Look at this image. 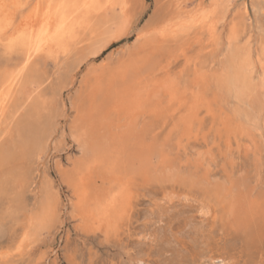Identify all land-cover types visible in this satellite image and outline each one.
I'll return each instance as SVG.
<instances>
[{
    "label": "rangeland",
    "instance_id": "1",
    "mask_svg": "<svg viewBox=\"0 0 264 264\" xmlns=\"http://www.w3.org/2000/svg\"><path fill=\"white\" fill-rule=\"evenodd\" d=\"M36 1L7 0L6 8L14 12V27L34 10ZM122 1L115 10L128 13L125 15L129 17L130 33L113 39L98 56L78 66L80 50L90 41V28L78 35L67 52L38 54L21 76L20 87L14 90L9 103L0 108V264H209L208 257L220 264H264V0H256V8L252 0H231V4L228 0ZM214 1L218 3L215 15L209 9ZM198 6L204 8L198 11ZM203 10L208 14L206 21L186 27ZM147 19L146 29L156 38L140 45L143 41L137 42L135 34ZM233 27L237 29L236 36L231 34ZM24 53L22 47L9 48L6 41H0V79L25 64ZM245 58L252 63L254 80L246 93H236L231 80L242 71ZM131 74L135 76L130 77ZM129 77L135 83L128 82ZM137 82L143 83L146 95H157L150 96L144 106L135 110L136 118L131 117L129 109L135 108L136 103L117 106L115 94L131 89L127 93L132 96ZM35 103L39 104L37 112L28 113ZM27 114L37 120L47 114V121H42L39 139L28 142L25 149L20 141L25 135L22 122ZM83 128L97 146L96 155L92 153L94 149L83 152L77 148L80 145L74 134ZM131 137H135L134 141ZM141 148L152 154L148 156L152 157V166L164 168L170 164L168 167L173 165L176 171L183 172V178L192 177L196 186L189 188L195 197L201 198L206 187L227 184L233 186L234 194L245 195L250 203L245 201L244 210L240 208L234 217L225 218L227 215L219 212L221 215L216 218L202 219L195 207L198 200L177 198L166 203L162 183L152 175H138L130 205L118 217L115 229L105 222L98 225L92 217L84 218L74 211L79 201L75 184L81 180L80 175L87 178L92 190H104L122 170L120 165L123 168L131 162L132 155ZM158 163L162 164L157 166ZM197 173L201 175L198 179ZM232 181L237 184L235 187ZM261 201L263 205L259 204ZM47 203L51 221L44 228H37L32 224ZM251 203L257 208L248 209Z\"/></svg>",
    "mask_w": 264,
    "mask_h": 264
},
{
    "label": "bare ground",
    "instance_id": "2",
    "mask_svg": "<svg viewBox=\"0 0 264 264\" xmlns=\"http://www.w3.org/2000/svg\"><path fill=\"white\" fill-rule=\"evenodd\" d=\"M18 1V0H17ZM20 1V0H19ZM25 0H23L24 2ZM28 1V0H27ZM229 3L231 4V0H228ZM7 0H0V41H6V47H14V46H20L24 49L25 53H24V59H25V64L20 66L18 71L15 72V70H11L7 75H5L4 77H2L0 79V108L4 107L7 102L12 98L13 94H15L14 90H17V86L19 85L20 87V79L21 76L24 74V71L27 69V67L32 63L33 59L40 53L45 52V53H52L55 51H63V52H67L70 48V45L72 42H74V40H77L78 35L80 33H82L84 30L86 29H91V36H90V41L89 43L85 46V48H81L82 50H80V56L77 59V66L80 65L82 62H84L87 59L90 58H94L96 56H98L103 49L108 45V43L110 41H112L113 39L116 38H121L123 36H126L128 33H130V31L127 29V27L129 28V26L127 25L129 23V17L126 16L127 14L125 13V11H123L122 13L119 14V12H116L115 10V6L118 5L119 3H123V1L121 2V0H37L36 1V5L34 6V10L26 16H24V20L20 23L19 26L14 27L13 26V18H14V12L13 11H9V9H7ZM19 3V2H18ZM118 3V4H117ZM233 3V1H232ZM16 4V3H15ZM218 3H216V1H214V3L211 4V8L210 12L215 15L216 11H217V6ZM15 6V5H14ZM204 6V5H203ZM232 6V5H230ZM252 6L254 8H256L257 6V2L256 0H252ZM7 7V8H6ZM199 7V6H198ZM205 7V6H204ZM203 7V8H204ZM33 8V7H32ZM31 8V9H32ZM202 6L199 7L197 10L201 11ZM247 8V7H246ZM207 8L205 7V10ZM8 10V11H6ZM13 10V9H12ZM229 10V9H228ZM182 11V10H181ZM227 11V10H226ZM26 12V11H25ZM29 12V11H27ZM193 12V11H192ZM206 11L203 10V12L198 15L195 19L193 17L191 24H189L188 28L192 27V25L195 22H199V23H204L208 17V14H205ZM186 13V12H185ZM204 13V14H203ZM210 13V14H211ZM126 14V15H125ZM247 14V13H246ZM192 15V14H191ZM221 16V15H220ZM227 16V15H226ZM225 16V17H226ZM131 18V17H130ZM190 18V17H189ZM210 18V16H209ZM220 18V17H219ZM223 19V18H222ZM221 19V20H222ZM132 20V18H131ZM130 20V21H131ZM224 20V19H223ZM184 21V20H183ZM208 21V20H207ZM232 21V20H231ZM239 21V20H238ZM225 22V21H223ZM149 19L146 20V22L143 23L142 26H140L137 30V33L135 34V40L138 42L140 40H142V44L140 45H145V43H150V41L153 39H155L153 36H151V34L148 33L146 27L149 26ZM183 23V22H181ZM217 23V22H216ZM130 24V23H129ZM208 24V23H207ZM225 24V23H223ZM238 24V23H237ZM167 25V24H166ZM183 25V24H182ZM181 26V24H180ZM179 26V27H180ZM211 26H213V29H216L214 24H212ZM233 26V25H232ZM239 26V25H238ZM165 27V26H164ZM177 27V26H176ZM204 27V26H203ZM211 28V29H212ZM231 28V25H230ZM90 29L88 31H90ZM131 29V28H130ZM178 29V27L176 28ZM209 29V28H208ZM181 30V29H180ZM210 31V30H209ZM87 32V31H86ZM165 32V31H163ZM216 32V31H215ZM218 32V31H217ZM162 33V32H161ZM198 33V32H197ZM230 34V32H228ZM237 33V29L235 27L232 28V35L236 36ZM80 36V35H79ZM229 36V35H228ZM242 36V35H241ZM232 37V36H230ZM243 38V37H242ZM250 39V36L248 37ZM83 39V37H82ZM235 39V38H234ZM85 40V39H84ZM120 40V39H119ZM238 40V39H237ZM79 41V39H78ZM249 41V40H248ZM229 42V41H228ZM232 43V38L231 41ZM229 42V45H230ZM241 42V41H240ZM252 42V41H251ZM83 43V42H82ZM247 43V42H246ZM264 42H262L263 44ZM248 44V43H247ZM252 44V43H250ZM2 45V44H1ZM4 45V44H3ZM74 45V43H73ZM197 45V44H196ZM78 46V45H77ZM134 46V44H133ZM158 46V45H157ZM233 46V45H232ZM251 46V45H250ZM73 47V46H72ZM75 47V46H74ZM136 47V46H135ZM142 47V46H141ZM231 47V46H230ZM77 48V47H75ZM133 48V47H132ZM234 48V47H232ZM253 48V47H252ZM7 49V48H6ZM79 49V48H78ZM136 49V48H135ZM8 50V49H7ZM73 50V49H72ZM134 50V48H133ZM5 51V50H4ZM9 51V50H8ZM14 51V50H13ZM76 51V50H75ZM130 51V50H129ZM164 51V50H163ZM248 51V50H247ZM138 52V51H136ZM142 52V51H141ZM11 53V52H10ZM9 53V54H10ZM56 53V52H55ZM78 53V52H77ZM129 53V52H128ZM132 53V52H131ZM237 53V52H236ZM57 54V53H56ZM76 54V53H75ZM134 54V53H133ZM143 54V53H141ZM151 54V53H150ZM166 54V53H164ZM242 54H247V53H242ZM47 55V54H45ZM51 54H49L50 56ZM132 55V54H130ZM239 55V54H238ZM262 55V56H261ZM261 59H263V64H262V68L264 70V44L262 45V50H261ZM76 56V55H74ZM240 56V55H239ZM245 56V55H244ZM248 56V55H246ZM259 56V55H258ZM259 56V57H260ZM78 57V56H77ZM127 57V56H126ZM134 57V55H133ZM137 57V56H136ZM135 57V58H136ZM173 57V56H172ZM123 58V57H122ZM130 57L128 56L127 59H129ZM235 58V57H234ZM247 58V57H246ZM246 58H245V62H243V69L242 71L239 73L238 72V76H235V78L231 80V86L234 89V91L236 93H246L252 84V81L254 80V75L253 72L251 71V62H246ZM133 59V58H132ZM142 59V58H139ZM221 59V58H220ZM243 59V58H242ZM250 59V57L248 58V60ZM131 60V58H130ZM244 60V59H243ZM93 61V60H92ZM125 61V60H124ZM123 61V62H124ZM137 61V60H136ZM159 61V60H158ZM171 61V60H170ZM222 61V60H221ZM72 62V61H71ZM75 62V60H74ZM90 62V61H89ZM129 62V61H128ZM127 62V63H128ZM152 62V61H151ZM223 62V61H222ZM126 63V61H125ZM126 63V64H127ZM134 63V62H133ZM138 64V62H136ZM67 64V63H66ZM91 64V63H90ZM122 65H124L121 62ZM255 64V63H253ZM36 65V64H35ZM76 65V63L73 64V66ZM132 65V64H131ZM140 65V64H139ZM229 65V64H228ZM238 65H240V63H238ZM236 65V66H238ZM257 65V64H256ZM255 65V66H256ZM261 65V64H260ZM83 66V65H82ZM115 66V65H114ZM120 65H118L117 68H119ZM149 66V65H147ZM36 67V66H35ZM112 67V66H111ZM123 67V66H121ZM126 67V66H125ZM128 67V66H127ZM132 67V66H130ZM207 67V66H206ZM241 67V66H240ZM69 68V65H68ZM67 68V70H68ZM90 68V67H89ZM136 68V67H135ZM134 68V69H135ZM141 68V66H140ZM38 69V68H37ZM73 69V67H72ZM103 69V68H102ZM120 69V68H119ZM142 69V68H141ZM147 69V68H146ZM180 69V68H179ZM241 69V68H240ZM70 70V69H69ZM97 70V69H96ZM111 70V69H110ZM127 70V69H126ZM125 70V71H126ZM129 70V69H128ZM137 70V69H136ZM136 70H134V72H136ZM177 70V69H176ZM124 71V72H125ZM130 71V70H129ZM141 71V70H140ZM144 71V70H143ZM159 71V70H158ZM251 71V72H249ZM39 72V71H38ZM68 72V71H67ZM90 72V71H89ZM96 72V71H95ZM102 72V71H101ZM116 72V71H115ZM118 72V71H117ZM138 72V71H137ZM185 72V71H184ZM236 72V71H235ZM34 73V72H32ZM93 73V72H91ZM99 73V72H98ZM111 73V72H110ZM169 73V72H168ZM252 73V74H251ZM261 73V72H260ZM45 74V73H44ZM122 74V73H121ZM136 74V73H135ZM139 74V73H138ZM154 74V72H153ZM183 74V73H182ZM262 74V73H261ZM37 75V74H36ZM67 75V74H66ZM90 75V74H88ZM92 75V74H91ZM95 75V74H94ZM98 77L100 76L99 74H97ZM142 75V74H141ZM143 75H145L143 73ZM142 75V76H143ZM147 75V74H146ZM155 75V74H154ZM172 75V74H171ZM233 75V74H232ZM235 75V74H234ZM237 75V74H236ZM250 75V76H249ZM63 76V75H62ZM114 76V75H113ZM112 76V77H113ZM128 76V74L126 75ZM130 77L132 76L129 75ZM135 75H133L132 77H134ZM148 76V75H147ZM187 76V75H186ZM259 76V74H258ZM257 76V77H258ZM264 76V73H263ZM94 77V76H91ZM96 77V76H95ZM94 77V78H95ZM101 77V76H100ZM108 77V76H107ZM110 77V76H109ZM130 77L128 78V82L130 80ZM155 77V76H154ZM176 77V76H175ZM233 77V76H232ZM262 77V76H261ZM66 78V77H65ZM74 78V77H73ZM145 78V77H144ZM143 78V79H144ZM172 78V77H171ZM256 78V77H255ZM263 78V77H262ZM261 78V79H262ZM36 79V78H35ZM106 79V78H105ZM120 79V77H119ZM123 79V78H122ZM140 79V78H139ZM168 79V78H167ZM62 80V79H61ZM70 80V78H69ZM95 80V79H93ZM96 80H100V79H96ZM95 80V81H96ZM109 80V79H108ZM141 80V79H140ZM42 81V79H41ZM44 81V80H43ZM42 81V82H43ZM88 81V80H87ZM102 81V80H101ZM114 81V80H113ZM113 81L110 82L111 86L113 85ZM125 81L126 78H125ZM124 81V82H125ZM134 81L135 83V79H131L130 82ZM144 81V80H141ZM147 81V80H146ZM157 81V80H156ZM262 81V80H261ZM264 81V80H263ZM39 82V81H38ZM92 82V81H91ZM94 82V81H93ZM92 82V83H93ZM100 82V81H99ZM109 82V81H108ZM119 82V81H118ZM150 82V81H149ZM155 82V80H154ZM172 82V81H171ZM91 83V84H92ZM95 83V82H94ZM115 83V82H114ZM117 83V82H116ZM137 91L130 96V90L125 91V93H118L115 94L116 95V102L118 105L120 106L124 103L127 102H134L135 104V108H130L131 110L130 114L132 115L131 117H136L138 115V110L139 108L142 107V105L144 106V103L148 100V98L152 95L156 96L157 93H151L152 95H146V89L143 86V83L137 82ZM147 83V82H146ZM156 83V82H155ZM38 84H41L40 82ZM96 84V83H95ZM109 84V83H108ZM132 84V83H131ZM157 84V83H156ZM177 84V83H176ZM99 85V83H98ZM107 85V84H106ZM119 85V84H118ZM124 85V84H122ZM127 82H126V86H127ZM133 85V84H132ZM164 85V84H163ZM97 87V85H95ZM102 86V85H101ZM117 86V85H116ZM121 86V85H120ZM131 86V85H130ZM161 86V85H160ZM165 86H167L165 84ZM18 87V88H19ZM26 87V86H25ZM39 87V86H38ZM104 87V86H103ZM102 87V88H103ZM114 87V86H113ZM112 87V90H114ZM118 87V86H117ZM148 87V85H147ZM157 87V86H156ZM153 86V88H156ZM40 88V87H39ZM95 88V87H94ZM101 88V87H100ZM110 88V86L108 87V89ZM116 88V87H115ZM128 88V87H127ZM125 88V89H127ZM152 88V90H153ZM163 88V86H162ZM262 88V87H261ZM37 89V88H36ZM99 89V87H98ZM119 89V88H118ZM164 89V88H163ZM102 91V89H100ZM105 90V88H104ZM103 90V91H104ZM117 90V89H116ZM115 90V91H116ZM121 90V88H120ZM135 90V88H134ZM160 90V89H159ZM175 90V89H174ZM262 90V89H261ZM94 91V90H93ZM92 91V92H93ZM97 91V90H96ZM106 91V90H105ZM104 91V92H105ZM151 91V90H150ZM32 92V91H31ZM108 92V91H107ZM111 92V91H110ZM109 92V93H110ZM113 92V91H112ZM159 92V91H158ZM250 92V91H249ZM37 93V92H36ZM103 93V92H102ZM177 93V92H176ZM22 94V93H20ZM79 94V93H78ZM81 94V92H80ZM87 94V93H85ZM113 94V93H112ZM120 94V96H119ZM99 95V94H98ZM111 95V94H110ZM159 95V94H158ZM250 95V94H249ZM18 96V95H16ZM28 96V95H27ZM112 96V95H111ZM161 96V95H160ZM196 96V95H195ZM113 97V96H112ZM252 97V96H251ZM251 97H249L251 99ZM254 97V96H253ZM31 98V97H30ZM37 98V97H36ZM39 98V97H38ZM157 98V97H155ZM248 98V97H247ZM248 98V99H249ZM154 99V98H153ZM257 99V98H256ZM51 100V99H50ZM41 101V100H40ZM49 102V100H47ZM9 103V102H8ZM89 103V102H88ZM133 103V104H134ZM147 103V102H146ZM150 105V103H148ZM174 104V103H173ZM259 104V103H258ZM4 105V106H3ZM38 105L39 104H34L33 107L31 108L28 113L32 112L33 110H37L38 109ZM43 105V104H42ZM41 105V106H42ZM47 105V104H46ZM129 105V104H128ZM147 105V104H146ZM27 106V105H26ZM50 107H52L51 105H49ZM45 107V106H44ZM47 107V106H46ZM191 107V106H190ZM18 108V107H17ZM43 108V107H42ZM88 108V107H87ZM101 108V107H100ZM246 108V107H245ZM9 109V108H8ZM24 109V108H23ZM45 109V108H44ZM48 109V107H47ZM77 109V108H76ZM145 109V107H144ZM166 109V108H165ZM168 109V108H167ZM253 109V108H251ZM259 109V108H257ZM56 110V109H55ZM53 110V111H55ZM124 110V108H123ZM25 111V110H24ZM78 111V110H77ZM96 111V110H95ZM129 111V110H128ZM253 111V110H252ZM255 111V110H254ZM37 112V111H36ZM89 112V111H87ZM91 112V111H90ZM133 112V114H132ZM46 113V112H45ZM56 113V112H55ZM245 113V112H244ZM249 113V112H246ZM245 113V114H246ZM1 114V113H0ZM89 114V113H87ZM85 113V116L87 115ZM92 114V113H90ZM123 114V112H122ZM140 114V113H139ZM174 114V113H173ZM256 112H254V116H255ZM12 115V114H11ZM28 115V116H27ZM26 119L22 122L23 126H26L24 132V137H23V141L22 142V146L23 148L28 145L30 143H34L36 140L39 139V131H41V127L42 126V121L46 120L45 117L47 116V114L44 115V117L40 120H37L35 118L32 117V115L27 114ZM250 115H252L250 113ZM36 116V115H35ZM55 116V115H54ZM58 116V115H57ZM83 116V115H82ZM88 116V115H87ZM142 116V115H141ZM249 116V115H248ZM257 116V115H256ZM260 116V115H259ZM258 116V117H259ZM262 116L264 117V115L262 114ZM250 117V116H249ZM55 118V117H54ZM53 118V119H54ZM81 118V117H79ZM128 118V117H125ZM139 118V117H138ZM82 119V118H81ZM90 119V118H89ZM133 119V118H131ZM255 119V118H254ZM52 120V119H51ZM56 120V118H55ZM86 120H88L86 118ZM103 120V119H102ZM135 120V119H134ZM165 120V119H164ZM167 120V119H166ZM248 120V119H247ZM259 120V119H258ZM47 121V120H46ZM45 121V124H46ZM83 121V120H82ZM91 121V120H90ZM148 121V120H147ZM253 121V120H252ZM261 121V120H260ZM54 122V121H53ZM76 122V121H74ZM86 122V121H85ZM84 122V123H85ZM134 122V121H133ZM132 122V123H133ZM165 122V121H164ZM256 122L258 123V121L256 120ZM264 122V120H263ZM73 123V122H72ZM92 123V122H91ZM108 123V121H107ZM17 124V123H16ZM52 124V123H51ZM76 123H74L75 125ZM83 124V122H82ZM81 124V125H82ZM135 124V123H134ZM139 124V123H138ZM260 124V123H259ZM261 124H263L261 122ZM71 125V124H70ZM78 125H80V122L78 123ZM92 125V124H91ZM126 125V124H125ZM127 125H131L127 124ZM255 125V124H254ZM264 125V124H263ZM77 126V125H76ZM86 125H83V127ZM158 126V125H157ZM164 126V125H163ZM51 127V126H49ZM78 127V126H77ZM76 127V128H77ZM89 127V126H88ZM87 127V128H88ZM91 127V126H90ZM123 127V126H122ZM138 127V126H137ZM146 127V126H145ZM159 127V126H158ZM257 128V126H255ZM75 127H72V129ZM86 128V129H87ZM136 128V127H135ZM71 129V130H72ZM145 129V128H144ZM151 129V128H150ZM155 129V128H154ZM157 129V128H156ZM56 130V129H55ZM82 130V128L80 129ZM85 129L83 128L82 132H75L76 134H74V138L77 139V141L79 142L80 147H77L78 149L81 148L80 150H82L83 152H87V150L89 151V149H94L92 151L93 155L97 154L98 150H95V143L90 142V136H88L87 131H84ZM89 130V129H88ZM136 130V129H135ZM264 130V129H263ZM158 131V130H156ZM55 132V131H54ZM129 132V131H128ZM169 132V131H168ZM127 133V132H126ZM154 133V132H153ZM18 134V133H16ZM41 134V133H40ZM109 134V133H108ZM117 134V133H116ZM170 134V133H169ZM1 135V134H0ZM3 135V134H2ZM53 136V134H50ZM73 135V134H72ZM120 135V134H119ZM122 135V134H121ZM128 135V134H127ZM164 135V134H163ZM162 135V136H163ZM70 136V135H69ZM136 137V136H135ZM135 137H131L135 138ZM3 138V137H2ZM1 138V139H2ZM115 138V137H114ZM139 138V137H138ZM61 139V138H60ZM165 139V138H164ZM163 139V140H164ZM229 139V138H228ZM75 140V139H74ZM122 140V139H121ZM133 140V139H132ZM158 140V139H157ZM117 141V140H116ZM114 141V142H116ZM134 141V140H133ZM143 141V139H142ZM49 142V140H48ZM156 142V141H155ZM13 143V142H12ZM75 143V141H74ZM135 143V142H134ZM132 143V144H134ZM138 143V142H136ZM48 144V143H47ZM116 144V143H115ZM162 144V143H161ZM77 145V144H76ZM128 145V144H127ZM148 145V144H147ZM173 145V144H172ZM177 145V144H176ZM14 146V145H13ZM34 146V145H33ZM132 146V145H130ZM154 146V145H153ZM178 146V145H177ZM4 147V146H3ZM16 147V146H15ZM138 147V146H137ZM148 147V146H147ZM212 147V146H211ZM6 148V147H5ZM19 148V147H18ZM128 148V147H127ZM172 148V147H171ZM5 150V149H4ZM9 150V149H8ZM125 150V149H124ZM195 150V149H194ZM6 151V150H5ZM47 151V150H46ZM61 151V150H60ZM198 151V150H197ZM9 152H11L9 150ZM157 152V151H156ZM1 153V151H0ZM4 152H2L3 154ZM12 153V152H11ZM119 153V152H118ZM8 158L10 159V153H8ZM13 154V153H12ZM128 154V153H127ZM150 151L145 149V148H141L138 150V152L136 153V155H132L131 157V162L129 163H124L125 166L123 168H121V165L119 167V169H122L117 175H115L113 177V184L110 187L104 188V190H92L93 188H91V184L86 180L87 178H85L84 176H81V180L76 183L75 185L77 187H75V192L76 194L79 196V201L75 203V207H74V211L78 212L79 215H81L84 218H91L94 219L98 225L102 224L103 222L106 223L107 227H111L113 225V229L115 224L117 223V219L120 215H122V213L126 212L128 206L130 205L131 202V196H132V190L134 187V184L136 183V178L138 175H140L141 177L144 178H149L151 175L152 177H154L158 182L162 183V196L165 200L166 203H171L173 202L175 199H184L185 201L190 200L191 198H195L196 200H198L197 205H195L197 212L199 213L200 217L202 219H210V218H216L217 215H219V212L224 213L225 215H227L225 218L232 216L234 217L235 213L238 212V210L242 207H246V205L244 206L245 203V198L246 196H238L237 194H234L232 188L230 187V185H227V187L225 186H219L215 185L213 187L207 188L205 189V192L203 193L201 198H197V196L195 197L194 192L192 191V189H190L189 187H194L195 189V180L189 176L188 179H186L187 177H182L183 172H179L180 169H177L179 171H176L175 168L171 167H164V168H156L154 166H152V157H148L151 156L150 155ZM156 154V153H155ZM7 155V154H6ZM4 155V157L6 156ZM117 155V154H116ZM115 155V156H116ZM159 155V153H158ZM200 155V154H199ZM86 156V155H85ZM171 156V155H170ZM118 157V155H117ZM159 156L155 155V158H157ZM163 157V156H162ZM178 157V156H177ZM7 159V157H5ZM154 158V157H153ZM173 158V157H172ZM198 158V157H197ZM168 159V158H167ZM181 159V158H180ZM189 161V160H188ZM155 163V162H154ZM199 163V162H198ZM121 164V163H120ZM162 164V163H161ZM160 164V165H161ZM173 164V163H172ZM181 164V163H180ZM116 164L113 162V168H116L115 166ZM123 165V164H122ZM155 165V164H154ZM159 163L157 166H160ZM178 165V164H177ZM188 165V164H187ZM201 165V164H199ZM115 166V167H114ZM183 166V165H182ZM197 166V165H196ZM176 167V166H175ZM179 167V166H178ZM181 167V165H180ZM62 168V167H61ZM187 168V167H186ZM199 168V167H198ZM211 168V167H210ZM189 169V168H188ZM197 169V168H195ZM186 170V169H185ZM201 170V168H200ZM205 170V169H204ZM17 171V170H16ZM78 171V170H77ZM112 171V170H111ZM189 171V170H188ZM192 171V170H191ZM81 172V171H79ZM187 172V170H186ZM185 172V173H186ZM78 173V172H76ZM103 173V172H102ZM202 173V172H201ZM190 174V173H189ZM193 174V173H191ZM197 179L199 178V173ZM74 175V174H72ZM87 175V174H86ZM185 175V174H184ZM194 175V174H193ZM187 176V175H186ZM18 177V176H17ZM16 177V178H17ZM195 177V176H194ZM205 178V176H203ZM212 177V176H210ZM19 178V177H18ZM22 178V176H21ZM71 178V177H70ZM140 178V177H139ZM69 179V178H68ZM103 179V178H102ZM1 180V179H0ZM89 180V179H88ZM213 180V179H212ZM231 180V179H230ZM14 181V180H13ZM72 181V180H71ZM202 181V180H201ZM200 181V182H201ZM214 181V180H213ZM228 180H226L227 182ZM234 181V180H233ZM232 181V182H233ZM206 182V181H205ZM231 182V183H232ZM176 184H180L182 186H184V189L181 187H178L175 185ZM198 183V180H197ZM215 183V182H214ZM222 183V182H221ZM225 183V181H224ZM229 183V182H228ZM234 183V182H233ZM237 183V182H236ZM73 184V183H72ZM200 184V183H198ZM235 184V183H234ZM138 185V184H136ZM202 185V184H200ZM237 184L234 185V187ZM203 186V185H202ZM244 186V183H243ZM73 187V188H74ZM241 187V186H240ZM264 187V186H263ZM56 188V187H55ZM238 188V187H236ZM18 189V188H17ZM53 189V188H52ZM198 191L201 192V190H199V188H197ZM196 189V190H197ZM239 189V188H238ZM16 190V189H15ZM257 190V189H256ZM264 191V189H261ZM22 192V191H21ZM51 192V191H50ZM20 193V192H19ZM142 193V192H141ZM261 193V191H260ZM225 194V195H224ZM54 195V194H53ZM252 195V194H251ZM261 195V194H260ZM14 196V195H13ZM51 196V195H50ZM261 197V196H260ZM50 198V197H49ZM252 198V197H249ZM46 199V198H45ZM260 200V199H258ZM257 200V201H258ZM52 201V200H51ZM44 202V201H42ZM46 202V200H45ZM44 202V203H45ZM263 201H261L262 204ZM246 203H250L249 200L248 202L246 201ZM42 204V203H41ZM46 204V203H45ZM48 205V203H47ZM52 205V202L51 204ZM54 205V204H53ZM249 205V204H248ZM261 206V205H260ZM264 206V205H263ZM257 208L255 204H250V207H248V209L250 208ZM42 208V207H41ZM54 208V207H53ZM73 209V208H72ZM244 210V208H242ZM247 209V210H248ZM53 210V209H52ZM220 210V211H218ZM245 209V211H247ZM254 210V209H253ZM244 212V211H243ZM72 213V212H71ZM76 213V214H78ZM247 213V212H245ZM51 208L50 206H45L43 205L42 211H40V213L38 215H36L35 217V221L32 225L35 224V226L37 228H44V225L47 224V222L49 221V217L51 216ZM126 214V213H125ZM241 214V213H240ZM73 215V214H72ZM75 215V214H74ZM221 215V214H220ZM80 216V218H82ZM124 216V214H123ZM30 217V216H29ZM74 217V216H73ZM78 217V216H77ZM222 217V216H221ZM195 218V217H194ZM219 218V217H218ZM34 219V218H33ZM78 219V218H77ZM123 219V218H122ZM147 219V218H146ZM229 219V218H228ZM227 219V221H228ZM53 220V218H52ZM81 221V220H80ZM120 221V220H119ZM83 222V221H82ZM215 224L216 221L214 220ZM85 223V222H84ZM227 223V222H226ZM86 224V223H85ZM48 225V224H47ZM46 225V226H47ZM105 225V224H104ZM80 226V224H79ZM84 226V225H83ZM35 227V228H36ZM82 228V227H81ZM84 228V227H83ZM87 228V227H86ZM91 228V227H90ZM97 228V227H96ZM110 229V228H109ZM109 229L107 231H109ZM234 229V228H233ZM40 230V229H38ZM36 231V230H35ZM103 231V230H102ZM111 235V234H110ZM218 235V234H217ZM31 236V235H29ZM140 236V235H139ZM142 238H146L147 235H142ZM245 239V238H244ZM146 240V239H145ZM223 242V241H222ZM226 246V245H225ZM29 248V247H28ZM223 249V248H222ZM218 251V250H217ZM189 252V251H188ZM225 252V251H224ZM224 256V255H223ZM224 258V257H223ZM215 259V258H213ZM225 259V258H224ZM217 260V259H216ZM170 263V262H169ZM178 263V262H177Z\"/></svg>",
    "mask_w": 264,
    "mask_h": 264
},
{
    "label": "snow or ice",
    "instance_id": "3",
    "mask_svg": "<svg viewBox=\"0 0 264 264\" xmlns=\"http://www.w3.org/2000/svg\"><path fill=\"white\" fill-rule=\"evenodd\" d=\"M209 264H220V262L212 261L211 257H208Z\"/></svg>",
    "mask_w": 264,
    "mask_h": 264
}]
</instances>
